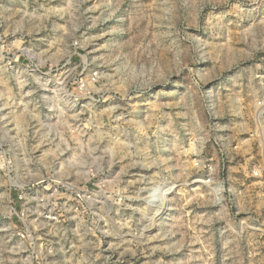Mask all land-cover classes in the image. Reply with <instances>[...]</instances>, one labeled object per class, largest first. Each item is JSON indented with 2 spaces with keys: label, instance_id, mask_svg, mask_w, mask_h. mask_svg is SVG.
Masks as SVG:
<instances>
[{
  "label": "rangeland",
  "instance_id": "374dc122",
  "mask_svg": "<svg viewBox=\"0 0 264 264\" xmlns=\"http://www.w3.org/2000/svg\"><path fill=\"white\" fill-rule=\"evenodd\" d=\"M262 101L264 0H0V264H264Z\"/></svg>",
  "mask_w": 264,
  "mask_h": 264
},
{
  "label": "built area",
  "instance_id": "2783aa9c",
  "mask_svg": "<svg viewBox=\"0 0 264 264\" xmlns=\"http://www.w3.org/2000/svg\"><path fill=\"white\" fill-rule=\"evenodd\" d=\"M259 104V109L260 111H262L263 108V101H262V104L261 103H258ZM255 173H253V175L251 177H254V178H257V179H261V172L259 170L257 171H254Z\"/></svg>",
  "mask_w": 264,
  "mask_h": 264
}]
</instances>
